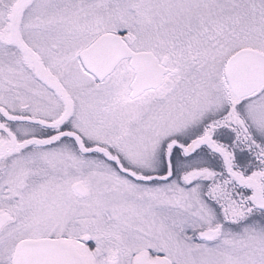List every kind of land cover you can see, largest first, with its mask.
Returning a JSON list of instances; mask_svg holds the SVG:
<instances>
[{
  "label": "snow or ice",
  "instance_id": "obj_1",
  "mask_svg": "<svg viewBox=\"0 0 264 264\" xmlns=\"http://www.w3.org/2000/svg\"><path fill=\"white\" fill-rule=\"evenodd\" d=\"M0 264H264V0H0Z\"/></svg>",
  "mask_w": 264,
  "mask_h": 264
}]
</instances>
